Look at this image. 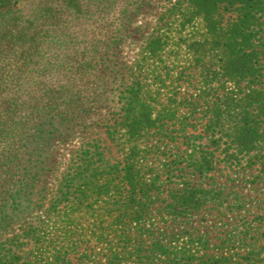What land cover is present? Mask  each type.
<instances>
[{"label":"trees","instance_id":"obj_1","mask_svg":"<svg viewBox=\"0 0 264 264\" xmlns=\"http://www.w3.org/2000/svg\"><path fill=\"white\" fill-rule=\"evenodd\" d=\"M96 111L108 156L69 146ZM254 169L264 0H0V264H94L79 212L100 264H264Z\"/></svg>","mask_w":264,"mask_h":264},{"label":"rangeland","instance_id":"obj_2","mask_svg":"<svg viewBox=\"0 0 264 264\" xmlns=\"http://www.w3.org/2000/svg\"><path fill=\"white\" fill-rule=\"evenodd\" d=\"M107 118L106 112H98L96 113H89L85 115V118L81 122V126L78 129V132L75 133L76 137L73 138V140L70 143V147L75 150V148L80 147L86 143H97L103 142L102 145L105 146L106 155L108 156V137L105 133V127L103 124H105V119ZM98 142V143H99ZM100 144V143H99ZM55 158V157H54ZM56 158L58 160V170H61L66 160L69 159V156L66 151L58 150L56 153ZM55 160V159H53ZM52 164V163H49ZM50 181L54 183L55 178L59 177V173H54L53 175H50ZM57 179V178H56ZM242 179V180H241ZM240 181H236L235 184H239L241 187V190L245 194L249 195H260L264 199V172H260L259 170H251L250 172L247 171L245 173H242V178ZM223 179L219 178L218 181L222 182ZM259 181H261L259 184ZM255 182V183H254ZM254 188V189H253ZM255 190V191H254ZM259 198V197H258ZM209 215V212H200L195 214L197 219H204L210 220L208 222H205V225H199L198 223H194V226H197L199 228L205 227L203 230H210L212 234L214 235L213 238H216L215 236H218V232L225 229L227 227V224L232 225H238L242 224L244 221V216L247 215L246 213H239L238 215L232 216L225 213H221L220 215ZM79 218V224L81 227H83V230L80 231V234L77 236L78 240V249L81 252H86L94 258V264H100L99 262V255H98V246L95 243L94 238L92 237V232L90 229H87L86 225L88 224L89 216L85 212H79L77 214ZM249 217H253L252 214L247 215ZM234 217V218H233ZM90 219V218H89ZM229 219V220H228ZM1 237V236H0ZM25 249H28L27 246L24 247ZM77 257V255H76ZM74 263H78V259H74ZM82 264H93L90 261H86Z\"/></svg>","mask_w":264,"mask_h":264}]
</instances>
